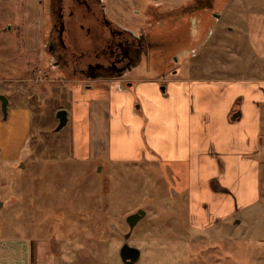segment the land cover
Masks as SVG:
<instances>
[{"label": "rangeland", "instance_id": "1", "mask_svg": "<svg viewBox=\"0 0 264 264\" xmlns=\"http://www.w3.org/2000/svg\"><path fill=\"white\" fill-rule=\"evenodd\" d=\"M196 5L203 6L201 13L194 11ZM46 7V0H0V97L9 99L6 120L0 101V234L29 238L34 264H125L120 252L126 243L141 251L136 264H264V57L253 50L245 27L249 12L264 13V0H105L115 25L153 31L162 42L157 47L169 49L166 57L142 64L130 76L109 80L113 89L131 91L133 106L139 107L141 122H125L128 131L135 128L146 149L157 150L134 161L111 154L87 157L88 117L83 119V112L76 126L73 108L77 99L89 108L87 94L107 91L109 85L100 84L108 80L62 76L52 68L45 49ZM41 32L40 47L30 49ZM193 81L234 83L235 95L243 94L235 101L237 111L244 95L249 102L247 123L260 103L258 151L242 155L236 149L231 158L234 169L245 166L241 160L257 161V173L241 168L235 177L227 174L224 158L211 147L214 167L197 172L194 142L209 132L211 118L225 117V103L220 112L212 110L219 95L204 89V103L197 105L189 92ZM179 82L182 93L188 89L186 113L192 116L180 126L174 121L177 99L172 115L161 108L159 113L156 91L150 89L155 84L165 95ZM62 109L69 122L55 132ZM182 133L191 146L186 155L176 152V140L169 142L171 134ZM237 133L225 130V145ZM105 149L102 143V154ZM223 177L228 189L219 185ZM254 178L259 203L243 206ZM223 196L243 206L235 217L215 213L213 202ZM140 210L146 214L131 231L127 219Z\"/></svg>", "mask_w": 264, "mask_h": 264}, {"label": "crops", "instance_id": "2", "mask_svg": "<svg viewBox=\"0 0 264 264\" xmlns=\"http://www.w3.org/2000/svg\"><path fill=\"white\" fill-rule=\"evenodd\" d=\"M242 13H244V8L240 14ZM245 22V27L247 30L246 33L249 35L248 38L250 41V45L252 46L253 50L257 54H259V56L264 57V13L257 15L250 14L249 12L246 15ZM38 48L39 42L37 46L30 47V49L33 50H37ZM104 82L106 83H102V85L100 84V86H106V84L109 85V89L107 91L102 89H100V91L91 90L90 93L87 94V97H89L88 100L91 101L89 108L85 106V100L80 99H77L78 102L75 103L76 105L73 108V111L75 113L76 126L79 122H81L80 117L83 112V119H87L88 117L87 124L89 125V140L87 157H94L95 159H99L100 157L107 158L111 154V156L116 157V159L121 158L123 160L130 159L134 161L141 159L144 152V156L146 158L155 156L153 153H155V151L157 150L153 149L152 146V150H147L142 142L141 135L138 133V131H136L135 128L133 133L129 132L127 129L128 124H130L128 122H133V124H135L136 126L141 122V119L139 118L140 113L138 112L139 107H137L136 109L134 108V102L132 101V97L130 94L131 91L122 89L118 90L117 88L115 90L113 89V87H115L114 82H110L109 80ZM181 84L182 82L170 85V88L166 90L167 92L165 95L162 94L161 91L159 92L158 86H156L155 84H150V89H152L153 92L154 90L156 91L154 93L156 95V100L159 103L158 105H156V107L159 108V113H161L160 108L163 110L164 114H166L165 111L167 110H169L170 112L171 103L174 102V99H177L175 101L177 109V112H175V114L177 118L174 121L178 126L182 124L186 125L189 121V118L192 117L188 116L186 113V107L188 103L186 100H188L189 97V94H187L188 89L185 86L182 93ZM226 85L228 84H226L225 81H193L190 84V88L188 87L190 89L189 92H191L190 94L193 93V95H191L193 97V100H197V105H202L204 103L201 101V98L203 97L200 94L204 89H206V92L210 90L213 94L216 93L217 96L219 95V100L212 101V110L216 109L220 112V110L223 108L222 103H225V117L218 119L211 118L212 124L208 125L207 128V130L210 129L209 132L206 135L200 136L197 141L194 142V156L196 157L197 162L195 164L196 170L197 172H199L200 170V172L203 173V171H206L203 170L204 166H207L208 168L210 165H212V167H214V161L211 159L212 153H210L209 150V148L211 147L213 148L211 149V151H214L215 156H221L224 158L225 171L227 172V174L228 171H230L231 176L235 177L237 170H240L241 168H244V170L247 171L250 169L253 173H257L259 168V163L257 161L248 160L247 162V160H241V162H245L243 164V166H245L242 167L239 165V167L237 166V169H234L233 167L235 163L231 158L235 156L236 149L241 150L243 153L242 155L253 154L258 151V144L260 142L259 133L261 131L262 122L260 103L257 104L256 109L252 105L249 107L252 108V110L255 109L257 115L255 118H253L252 122L250 119L249 123H247L248 112L246 110L249 102H246V96L244 95V97L242 98L243 100L241 102L243 103V105L240 106V110L237 111L238 105L236 106L235 101H238L241 98V95L243 96V94L242 92L240 93V98L238 97V95H235L237 86H235L234 83L233 85L230 83L229 86ZM238 90L242 91L241 88H237V91ZM249 92L250 91H248V93ZM258 95H261V91L258 92ZM259 99H262V97H259ZM195 103L196 101H194V104ZM237 112L240 113V117L233 120L232 118L234 114H237ZM170 115H172L171 112ZM202 121V119L201 121L198 120V124ZM213 121L216 124H213ZM125 122L128 124H126ZM230 129L238 130V133L236 135L237 137L235 138L233 135L231 141L232 143L228 141V144L225 145V139L223 141V137H225V130L229 131ZM111 140L113 142V145ZM173 141H175L174 146L177 149L176 152L182 155H186L187 149L191 148V146H189L187 143V136L185 137L183 133L180 135L171 134L169 137V142L172 143ZM123 142H130V144L128 145V143ZM102 143L106 145V151L104 154H102ZM113 147L114 151L117 154L114 153ZM207 150H209V154L205 155L204 152ZM112 153H114L116 156ZM207 156H209V158H207ZM168 160L170 161L171 159L168 158ZM204 169H206V167ZM224 178L225 177H223V179ZM253 180L255 183V187H251L250 191L248 192L249 201L247 200V203H245V205L243 206H251L259 203V184L256 178H254ZM225 184H228L227 178L224 179V183L223 180L220 179L219 185H222L224 189H228ZM199 196L201 195L199 194ZM199 203L202 204L203 201H199ZM239 203L240 201L238 200H236V203H233L232 200L225 199L224 196L222 198H219V200L213 202L215 206L216 204L218 206V208L215 210V213H217L219 218L235 217V214H237L239 209L243 207L240 206ZM195 213L198 214L197 210ZM33 262L34 248L32 241L29 238L18 235L13 236L0 234V264H34Z\"/></svg>", "mask_w": 264, "mask_h": 264}, {"label": "flooded vegetation", "instance_id": "3", "mask_svg": "<svg viewBox=\"0 0 264 264\" xmlns=\"http://www.w3.org/2000/svg\"><path fill=\"white\" fill-rule=\"evenodd\" d=\"M46 2L49 25L45 49L52 68L62 76L94 81L124 79L142 64L166 57L169 50L157 47L162 42H157L160 37L153 31L135 33L115 25L108 18L105 0ZM202 8L196 5L194 11L201 13ZM196 22L201 23V18Z\"/></svg>", "mask_w": 264, "mask_h": 264}, {"label": "water", "instance_id": "4", "mask_svg": "<svg viewBox=\"0 0 264 264\" xmlns=\"http://www.w3.org/2000/svg\"><path fill=\"white\" fill-rule=\"evenodd\" d=\"M1 101V109L4 116V119H7L8 116V106H9V99L5 96L0 97ZM57 119L59 120V124L55 129V132H60L63 130L69 122L68 112L64 109L59 110L56 115ZM240 117V113L234 114L233 120ZM145 212L140 210L137 214L130 216L127 219V223L130 226L131 231L135 228L138 222L145 216ZM131 236V233L126 235V240H128ZM120 256L122 261L125 264H136L141 257V251L137 248L130 247L127 243L121 249Z\"/></svg>", "mask_w": 264, "mask_h": 264}]
</instances>
